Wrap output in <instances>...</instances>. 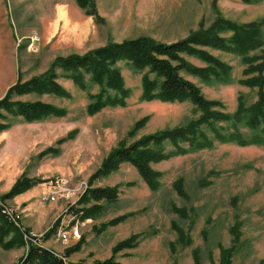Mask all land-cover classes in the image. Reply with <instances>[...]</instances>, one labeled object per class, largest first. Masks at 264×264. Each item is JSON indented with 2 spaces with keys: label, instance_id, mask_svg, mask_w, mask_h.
Wrapping results in <instances>:
<instances>
[{
  "label": "rangeland",
  "instance_id": "1",
  "mask_svg": "<svg viewBox=\"0 0 264 264\" xmlns=\"http://www.w3.org/2000/svg\"><path fill=\"white\" fill-rule=\"evenodd\" d=\"M85 1L83 8L77 0H0V97L19 78L44 74L58 56L84 54L111 42L142 36L173 43L201 26L209 27L218 17L237 23L260 22L264 36V0ZM90 8L96 13L87 14ZM205 49L231 67L230 76L218 80L186 71L181 75L207 99L220 102L225 113L235 114L242 103L250 109L259 99L260 87L244 82L259 76L255 67L263 61L262 49L249 52L247 58ZM183 56L195 66L209 65L197 56ZM113 68L119 70L124 88L130 91L124 106L106 105L90 115L88 105L96 94L114 96L119 92L92 82L90 75L87 89H80L63 76L62 68L57 69L58 81L70 97L17 96L26 102L41 100L65 108L66 116L42 121L50 129L74 124L82 130L92 129L97 140L92 163H99L89 177L81 176L74 182L85 180L88 188H104L113 194L112 199L79 201L67 213H71L69 225L64 224L68 244L57 238L61 218L46 232H35L33 239L55 253L63 252L67 262L92 264L115 258L120 264H264V144L222 142L205 126L212 146L150 161L158 182L156 189H151L136 166L126 160L89 181L117 148L142 142L143 150H175V141L157 145L147 138L185 127L201 115L190 100L147 99L148 81L157 78L149 67L120 59ZM261 76L264 79V71ZM2 112L6 119L0 121L21 119ZM248 119L247 114L239 121L232 118L217 123V127L222 135L238 129L246 138L264 136V123L253 128ZM181 145L187 147L188 143ZM54 225L55 231H51ZM73 226H78L77 234ZM19 230L0 236V264H17L29 245L35 244L26 241ZM31 232L26 228L28 235ZM62 246L63 250H56Z\"/></svg>",
  "mask_w": 264,
  "mask_h": 264
},
{
  "label": "trees",
  "instance_id": "2",
  "mask_svg": "<svg viewBox=\"0 0 264 264\" xmlns=\"http://www.w3.org/2000/svg\"><path fill=\"white\" fill-rule=\"evenodd\" d=\"M83 8L87 6L85 0H77ZM87 14H95V9L86 10ZM262 25L260 22L237 23L224 17L216 18L212 24L204 28L200 27L197 31H192L185 39L173 43L157 41L149 36L130 38L122 42H111L105 46L90 50L84 54H71L68 56H58L48 71L40 76L22 80L19 78L9 87L5 96L0 99V118H6L1 111L4 110L12 116H21L27 122L41 121L49 117H63L67 111L63 107L47 103L41 100L23 101L14 99L16 96L36 93L39 95H55L58 97H70L68 92L58 81V68H62L64 77L71 79L80 87L87 89V77L90 75L92 82L107 85L116 89L119 94L114 96L99 93L94 96V101L88 105V113L93 115L106 105L124 106L125 99L129 95V90L123 86L119 70L113 68V64L120 60L133 62L135 66L149 67L150 71L157 75L156 79L148 81L144 96L147 99L158 98L163 101H185L190 100L196 104L201 112L198 119L190 122L185 127L171 129L153 135L147 138V141H153L161 145L165 140L177 142L176 149L165 152L162 148L155 147L148 150L140 149L141 143L132 145V147L123 149L117 148L103 162L100 169L90 177L93 179L100 174H107L115 169L123 161H131L140 174L150 185L151 189H156L158 182H155L156 173L149 166L150 161H161L172 155L184 154L190 150H198L210 147L213 140L204 132V127H210L214 133V138L222 141H235L240 145L264 144V136H253L246 138L239 130H235L227 135H222L217 123L231 120L232 118L241 120L249 115L247 123L255 128L264 123V53L263 61L255 68L260 74L256 78L245 80L244 84L254 87L258 84L260 87L259 99L251 105L249 109L242 103L235 114L230 115L222 111L220 102L207 99L199 87L187 80L181 75V71L197 74L202 78L209 79L214 76L218 80H225L230 76L231 67L223 61H219L211 54L206 47H211L247 58V54L256 49H262L264 52V36L262 34ZM227 32H232L228 34ZM197 56L209 63L207 67H198L187 60L183 54ZM92 98V96H91ZM10 127L9 122H0V131ZM236 129V128H235ZM65 138L58 142L62 143ZM188 143L185 147L182 143ZM47 152L59 153V149L49 148ZM34 180L22 177L14 185L12 190L1 197L10 198L19 192L24 191L34 184ZM95 200L112 199L113 194L110 190L104 188H88L80 201L88 198ZM60 219V217L58 218ZM20 231L19 227L11 223L2 213L0 207V236L6 234L9 230ZM55 231V225L51 228ZM21 232V231H20ZM24 235V233L22 232ZM122 244L116 249H120ZM17 264H86L82 262H65L52 249L45 246L30 244L25 255H23ZM92 264H120L115 258L104 261H98Z\"/></svg>",
  "mask_w": 264,
  "mask_h": 264
},
{
  "label": "crops",
  "instance_id": "3",
  "mask_svg": "<svg viewBox=\"0 0 264 264\" xmlns=\"http://www.w3.org/2000/svg\"><path fill=\"white\" fill-rule=\"evenodd\" d=\"M14 99H18L17 96ZM14 117L22 121L9 122L10 127L0 131V196L8 194L22 177L34 180L32 186L5 201L21 211L22 224L29 231L46 232L59 217L68 226L71 213L68 215L65 209L69 203L66 200L50 203L42 200L47 193L46 181L50 176L61 175L76 185L78 182L75 183V179L89 177L99 163H92L96 158L95 135L92 129L82 130L76 124L50 129L42 123L43 120L27 122L21 116ZM89 127L92 128L91 125ZM62 138L65 141L59 143ZM55 143L60 147L53 145ZM49 148L59 149V153L47 152ZM63 249V246L56 248L60 251Z\"/></svg>",
  "mask_w": 264,
  "mask_h": 264
},
{
  "label": "built area",
  "instance_id": "4",
  "mask_svg": "<svg viewBox=\"0 0 264 264\" xmlns=\"http://www.w3.org/2000/svg\"><path fill=\"white\" fill-rule=\"evenodd\" d=\"M47 193L43 196L42 200L45 203L56 202L59 200H66L69 204L65 209V213H68L73 207L77 206L83 194L88 188V181L81 180L76 185L68 177L61 175L50 176L46 181ZM0 207L2 208V213L5 217L13 224L18 226L24 233V238L26 241H33L37 245H41L40 242L37 243L36 239H33L32 236L36 235L35 232H31V236L26 233V228L22 224L21 213L20 211L8 204L5 200L0 197ZM64 213V214H65ZM73 232L78 233V226H73ZM41 236V235H39ZM57 238L62 241L64 244H68L69 235L67 230L64 227V224L61 222L59 230L57 231ZM59 255L65 262H67L66 257L63 252L56 253Z\"/></svg>",
  "mask_w": 264,
  "mask_h": 264
}]
</instances>
